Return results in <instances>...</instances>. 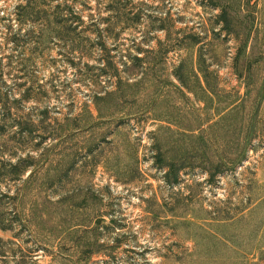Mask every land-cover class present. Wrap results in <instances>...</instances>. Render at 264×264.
Returning <instances> with one entry per match:
<instances>
[{
    "label": "rangeland",
    "instance_id": "rangeland-1",
    "mask_svg": "<svg viewBox=\"0 0 264 264\" xmlns=\"http://www.w3.org/2000/svg\"><path fill=\"white\" fill-rule=\"evenodd\" d=\"M124 1L0 0V157L45 163L0 182V264H264V0Z\"/></svg>",
    "mask_w": 264,
    "mask_h": 264
},
{
    "label": "trees",
    "instance_id": "trees-1",
    "mask_svg": "<svg viewBox=\"0 0 264 264\" xmlns=\"http://www.w3.org/2000/svg\"><path fill=\"white\" fill-rule=\"evenodd\" d=\"M58 1V0H21V2L17 5V20L21 21L22 23H25L27 21H32V22H45L50 24V19L51 17H56V23L58 25L66 26L68 24L73 23L76 20H81V15L78 13H74L71 11L72 6L66 4V3H59L56 4L55 6L53 5V2ZM111 3V8L115 9V7L119 9H126L125 7L127 4H125L124 0H109ZM214 6V9H219L220 13L218 14V18H220L221 21H224L227 23V27H229L228 23L230 20V14L228 13L226 7H224L223 4H221L219 1L216 2V0H210ZM115 2V4L113 3ZM124 3V4H123ZM118 4H121V6H118ZM116 19H125L126 21L131 20L134 24H140L144 20V15L142 13H134L131 16L130 13H124L121 15H116ZM77 21V22H78ZM161 21V20H159ZM162 29V28H160ZM43 29L41 30V33H39V36L37 37L38 43L42 41L43 37ZM14 41L17 42V46L19 45L18 39H15ZM202 42V39L200 38H195L194 42H191L190 45H198ZM22 47L25 48L23 45ZM134 60L137 61H143L144 58L136 55ZM187 61H190L187 57H184L181 61V63L175 68L173 75L187 88L191 89L189 86V75L187 72L184 70V66L186 65ZM194 61V62H193ZM192 64L193 66L197 65L201 67L202 70V65H205L207 62L206 57L204 56L203 52H200V54H197L196 60H193ZM208 81V78H205ZM201 81V80H200ZM129 82V81H128ZM126 83V82H124ZM105 92L106 96L108 95L106 91ZM111 93H109L110 95ZM6 105V103H4ZM25 132L21 131V134ZM31 132H29V135ZM6 137V136H3ZM12 137L7 135V138L2 140L3 144H6L11 140L13 142ZM15 138V137H14ZM43 143H38L36 144V147H32V150H28L25 148H18L13 154H10L9 156H1L0 157V182H4L7 179H12V180H20V181H25V177L27 174L30 172L28 180L32 179L35 177V175L38 173L39 169L41 167H44V162H42V159H40L37 156V153L41 150ZM23 152V154H20ZM33 152H35L33 154ZM46 162V160H44ZM43 165H42V163ZM42 165V166H41ZM171 183H179L180 179L178 176L174 178V180H170ZM7 196L6 193H2L0 197ZM1 200V199H0ZM3 214L0 213V228L2 230H11V226L7 225L4 223L3 220Z\"/></svg>",
    "mask_w": 264,
    "mask_h": 264
}]
</instances>
